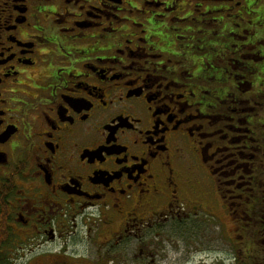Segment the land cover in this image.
I'll return each mask as SVG.
<instances>
[{
	"label": "flooded vegetation",
	"instance_id": "af4514ba",
	"mask_svg": "<svg viewBox=\"0 0 264 264\" xmlns=\"http://www.w3.org/2000/svg\"><path fill=\"white\" fill-rule=\"evenodd\" d=\"M218 226L264 264V0H0V264H156Z\"/></svg>",
	"mask_w": 264,
	"mask_h": 264
},
{
	"label": "rangeland",
	"instance_id": "374dc122",
	"mask_svg": "<svg viewBox=\"0 0 264 264\" xmlns=\"http://www.w3.org/2000/svg\"><path fill=\"white\" fill-rule=\"evenodd\" d=\"M220 216L223 218V214L220 213ZM225 220V219H224ZM200 226H198L197 234L200 235ZM213 232L215 233V236H217V240L211 241L209 240V244H202L197 243V245L194 243V240H186L184 244V240L181 238H175L174 241H166L162 243V247L164 248V254L161 256L159 261L156 262V264H218L217 262H222V259L224 257H227L228 259L230 256L223 255L225 251L227 253L231 252L232 246L231 243L226 242L224 237L222 236L221 227H217L213 229ZM189 234H185L183 237L185 239L189 238ZM238 238L236 237L234 241V246L238 247V250L242 248V245L238 242ZM187 241H193V247L196 246V249L201 250V252L208 251V248H211V259H208V252L201 253V254H195V256H192L187 254L188 249L191 248ZM187 242V243H186ZM238 245V246H237ZM264 248V247H263ZM195 249V248H194ZM192 250V249H191ZM237 251L236 248L234 252ZM194 251L193 253H195ZM225 264H231L232 261L226 260L224 262Z\"/></svg>",
	"mask_w": 264,
	"mask_h": 264
}]
</instances>
